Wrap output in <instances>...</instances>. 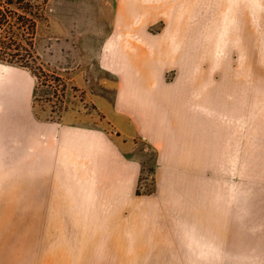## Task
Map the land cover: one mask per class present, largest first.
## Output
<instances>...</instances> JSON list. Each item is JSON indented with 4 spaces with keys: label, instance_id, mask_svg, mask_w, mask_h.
Instances as JSON below:
<instances>
[{
    "label": "rangeland",
    "instance_id": "374dc122",
    "mask_svg": "<svg viewBox=\"0 0 264 264\" xmlns=\"http://www.w3.org/2000/svg\"><path fill=\"white\" fill-rule=\"evenodd\" d=\"M29 1L42 15L38 68L0 63V110L17 145L32 116L37 163L32 180L0 179V252L13 254L0 264H264V0L210 4L208 37L175 38V63L143 68L209 116L207 157L172 159L162 189L158 149L130 124L108 121L96 100L114 93L96 63L108 31L97 19L103 2ZM140 68L128 63L124 76ZM48 123L80 129L75 143L61 141L54 166L40 162ZM93 132L124 150L119 186L92 153Z\"/></svg>",
    "mask_w": 264,
    "mask_h": 264
},
{
    "label": "crops",
    "instance_id": "0c3cea01",
    "mask_svg": "<svg viewBox=\"0 0 264 264\" xmlns=\"http://www.w3.org/2000/svg\"><path fill=\"white\" fill-rule=\"evenodd\" d=\"M101 1L103 4L97 19L107 22L108 31L99 46L96 63L100 74L102 72L101 78L106 83L114 84V93L110 103L103 95H99L96 100L104 108L103 114L108 121L120 126L123 131L124 123L126 126L130 124L136 133L158 149L157 182L158 188L162 189L165 186L163 176L170 172L168 167L172 159L177 161L194 157L201 160L207 157L208 135L205 136L201 126H206L207 130L209 116L203 109L196 112L187 107L186 95L178 84L165 86L154 74L145 75L143 68L175 63L178 59V48L175 46L177 38L182 42V37H208L209 11L212 10L210 4L214 5L218 0ZM162 21L164 28L156 33L150 32L154 25ZM128 39L135 41L128 44ZM191 42H194L192 38ZM128 63L141 67L142 74L124 76V65ZM6 116L8 118L3 122H10L11 109ZM29 122L23 134H20L24 138L23 144L17 145L12 139L18 138L19 132L10 127L7 129L6 126L2 128L0 110V179L34 178L33 164L37 162L33 159L32 116L29 117ZM66 128L68 127L58 123H48L41 127V163L54 166L63 147L61 141H77L75 135L80 133L74 132L80 129ZM92 134V153L98 158L97 163H104V170L109 173V178L116 180L115 185L119 186L124 181V150L120 152L118 145H114L105 134ZM137 176L138 169L134 166V185ZM10 256L13 257V254L0 252V260Z\"/></svg>",
    "mask_w": 264,
    "mask_h": 264
},
{
    "label": "trees",
    "instance_id": "16d2710c",
    "mask_svg": "<svg viewBox=\"0 0 264 264\" xmlns=\"http://www.w3.org/2000/svg\"><path fill=\"white\" fill-rule=\"evenodd\" d=\"M39 8L29 0H0V63L34 74L38 67L32 48L36 24L42 18Z\"/></svg>",
    "mask_w": 264,
    "mask_h": 264
}]
</instances>
